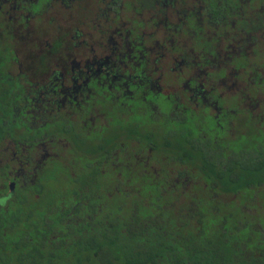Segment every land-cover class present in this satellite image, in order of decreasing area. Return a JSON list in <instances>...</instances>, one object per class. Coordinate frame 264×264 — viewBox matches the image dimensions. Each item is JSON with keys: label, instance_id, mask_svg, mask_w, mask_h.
I'll use <instances>...</instances> for the list:
<instances>
[{"label": "flooded vegetation", "instance_id": "1", "mask_svg": "<svg viewBox=\"0 0 264 264\" xmlns=\"http://www.w3.org/2000/svg\"><path fill=\"white\" fill-rule=\"evenodd\" d=\"M191 160L241 167L264 215V0H0V214L76 164L179 206Z\"/></svg>", "mask_w": 264, "mask_h": 264}, {"label": "trees", "instance_id": "2", "mask_svg": "<svg viewBox=\"0 0 264 264\" xmlns=\"http://www.w3.org/2000/svg\"><path fill=\"white\" fill-rule=\"evenodd\" d=\"M193 161L179 206L165 182L144 170H126L120 183L98 167H65L64 181L0 214V264H98L105 255L116 264H264V237L252 236L251 227L264 226L241 208L243 169Z\"/></svg>", "mask_w": 264, "mask_h": 264}, {"label": "rangeland", "instance_id": "3", "mask_svg": "<svg viewBox=\"0 0 264 264\" xmlns=\"http://www.w3.org/2000/svg\"><path fill=\"white\" fill-rule=\"evenodd\" d=\"M258 222H260L263 226H264V215H259V217L257 218ZM57 264H68V263H57ZM70 264H74V263H70ZM98 264H116L110 257H108L107 255L103 256V258L100 260V263Z\"/></svg>", "mask_w": 264, "mask_h": 264}]
</instances>
